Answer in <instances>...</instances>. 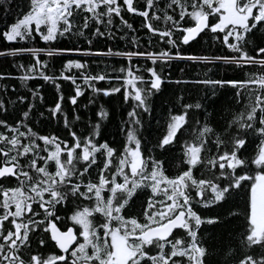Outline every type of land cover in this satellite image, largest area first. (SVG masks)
Listing matches in <instances>:
<instances>
[{
  "label": "snow or ice",
  "instance_id": "obj_1",
  "mask_svg": "<svg viewBox=\"0 0 264 264\" xmlns=\"http://www.w3.org/2000/svg\"><path fill=\"white\" fill-rule=\"evenodd\" d=\"M0 13L9 45L0 56H29L15 74L0 72L28 93L4 85L0 98V264H264V0H0ZM129 15L141 18V35ZM117 36H131V48L91 46ZM201 37L221 51L182 49ZM113 56L127 66H99ZM172 63L182 74L203 65L204 77L172 80ZM219 67L245 78H211ZM34 80L56 89L47 107ZM165 82L211 86L213 97L229 85L240 109L214 124L204 100L178 96L151 144L144 116ZM114 95L116 119L101 99ZM110 124L118 143L105 136ZM173 149L170 174L163 157ZM241 190L243 207L227 213L240 218L238 247L211 246L204 225L225 220L201 209L230 206Z\"/></svg>",
  "mask_w": 264,
  "mask_h": 264
},
{
  "label": "trees",
  "instance_id": "obj_2",
  "mask_svg": "<svg viewBox=\"0 0 264 264\" xmlns=\"http://www.w3.org/2000/svg\"><path fill=\"white\" fill-rule=\"evenodd\" d=\"M139 2V0H137ZM3 13H0V16H2ZM129 22L133 25V29L135 30L137 35L142 34L141 29V18L137 16H128L127 17ZM11 19V17H9ZM125 31H128L125 29ZM146 31V30H143ZM65 44H67V41H64ZM145 45H147V40L145 39L143 41ZM9 46L8 42L3 41L0 39V49H4L5 47ZM82 46L87 47V44H83ZM93 48H101V49H107L108 47L121 50H129L131 48V36L128 38V42L126 43L123 40H120L117 36L116 39L108 41L106 39L95 41L92 45ZM164 47H167V45H164ZM182 49L192 52L193 54H208V55H215L221 51V48L219 45L213 46L211 40L209 39L207 42L205 41L204 37H201L200 41L194 45H192L191 48H188L187 46H181ZM143 50V49H141ZM174 50V49H173ZM226 51V50H224ZM43 59L44 58L41 56ZM97 60H101V58L97 57ZM138 58H133V62H135ZM29 61V56L27 54H18L16 57L11 56H0V72H12L16 73V68L14 65H18L19 63H25L27 64ZM144 61L141 59V63ZM105 63L108 65H111L112 67H120L121 64L127 66L128 61L123 60L120 57H105L100 62V67L103 68ZM61 66V62L57 61L55 64L49 63V71L51 72L53 69H58ZM96 64L91 65V69L93 71L96 70ZM180 67H185V64H180ZM191 71L187 72L186 74H182L179 71V68L177 67L176 63L171 64V70H169L168 67H165L164 71L168 74L169 77L172 78V80H176L180 78L182 75L185 79H195V78H203L204 77V66L203 65H197L192 64L190 65ZM209 67H212L209 65ZM78 74V73H77ZM208 75L211 78H236V79H244V73L243 72H232V71H226L223 67L216 68L213 72L208 73ZM40 84L43 92L42 95L44 97L45 107H47L48 102H51L55 95H56V89L53 85H47L42 80H34L29 81L28 84L30 87H35L36 84ZM62 88L65 92L68 91L70 87V82L60 81ZM100 86H108L105 84V82H99ZM111 84H116L117 81H111ZM16 86V89H18L21 92H24L25 95H27V89L21 88L20 81L19 80H12V79H5L3 81H0V98L7 99V95L4 94V85H8V92L11 93L13 91L12 85ZM216 87V96L213 97L211 95V86H204V85H195V84H175V83H167L165 82L162 85V89L160 92L156 94V96L153 99V104L150 113H146L144 116V127L141 131V136L144 138L146 142H150L151 144H155L157 141V138L161 135L163 131V125L165 123L167 114L169 109L175 111L179 105L176 103V98L178 96H182L184 101L186 103H196L200 100L205 101V105L208 109L209 116L214 124L220 123L221 118L225 116H230L232 111H239L240 105L236 104L235 102V92L233 88L229 85L220 86L217 85ZM87 93L84 96V99L81 101L82 103H85L87 101ZM102 100H104L105 106L111 111L113 118L116 119V117L119 114V111L123 109V103L121 100L117 99V96H112L110 98L107 97H101ZM39 103V101H37ZM17 106V110H18ZM71 106H69L70 108ZM10 117H15L16 112L12 111V109H9ZM118 123V120L116 121ZM115 132L116 142H119L120 136L119 132L115 130L114 126L112 124L109 125L108 129L105 130V136L109 139L111 142L113 137L112 133ZM249 150H254L256 147V144L252 142V138H249ZM160 150L158 149L157 152ZM163 159L165 160V166L168 169L169 173L175 172L177 169L175 167V162L177 159V151L176 149H173L172 151H169L165 153ZM135 207H138L137 205L134 206L133 210H135ZM243 207V190H241L240 193H237L236 196L232 199L231 205H225L223 208H214L212 211H205L204 209H201V212H203L205 215H221L225 222L224 223H216L214 225H204V231L201 232L202 236L206 237V241L211 245L215 246L218 242V239L223 242L231 241L233 244H236L238 247V230L240 225V218L237 217L235 219H231V222H227L230 218L227 216V213L232 210V208H242ZM228 233H232L231 236L227 235Z\"/></svg>",
  "mask_w": 264,
  "mask_h": 264
}]
</instances>
